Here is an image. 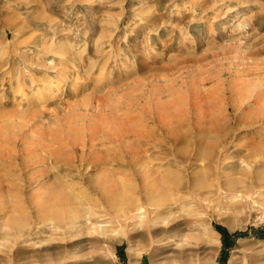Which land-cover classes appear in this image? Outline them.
I'll list each match as a JSON object with an SVG mask.
<instances>
[{
    "label": "rangeland",
    "instance_id": "374dc122",
    "mask_svg": "<svg viewBox=\"0 0 264 264\" xmlns=\"http://www.w3.org/2000/svg\"><path fill=\"white\" fill-rule=\"evenodd\" d=\"M241 55L254 63L235 60ZM239 64L247 66L240 76ZM239 77L264 81V0H0V174L26 177V168L34 166L27 154L62 141L51 148L59 149L60 162L48 159L37 165L48 170V181L60 179L56 184L75 192L78 209L100 207L102 198L93 185L96 171L64 161L97 156L101 140L91 148L87 132L100 130L104 119L119 109L130 124L127 138L133 136L132 121L149 130L140 142L141 157L156 158L149 161L150 169L173 175L180 182L173 193L183 196L171 208L174 217L167 226L148 234L143 221L127 228L128 239L119 233L123 225L110 220L105 223L116 232L112 239L90 235L86 225L82 234L41 233L17 241V223L33 221L29 208L24 204L23 210L0 212V264H264V193L253 196L254 204L247 200L234 206L229 194L201 203L192 190L197 179L219 180L222 165L233 178L254 177L244 174L242 162L249 149L264 146V106H250L254 114L244 113L248 107L242 106L234 118L231 87ZM219 83L231 126L217 111L220 98L209 91ZM196 86L202 92L195 115L191 94ZM201 99L208 101L205 107ZM95 107H100L96 113ZM65 128L80 133L70 134L72 140L57 138ZM5 141L10 155L1 148ZM121 145L123 150L132 146L126 141ZM117 147L100 146L99 151L112 156ZM216 154L217 160L212 159ZM263 166V159L255 164ZM107 167L113 173L133 169L128 163ZM14 182L2 180L0 189L6 191ZM159 211L165 215L168 210ZM7 226L13 229L6 231ZM38 239L44 243H35Z\"/></svg>",
    "mask_w": 264,
    "mask_h": 264
},
{
    "label": "bare ground",
    "instance_id": "6f19581e",
    "mask_svg": "<svg viewBox=\"0 0 264 264\" xmlns=\"http://www.w3.org/2000/svg\"><path fill=\"white\" fill-rule=\"evenodd\" d=\"M226 8H224V9H226ZM244 18H241V19H244ZM110 24L111 23H109V25ZM237 26H238V24H237ZM100 37H102V36H100ZM97 39H99V38H97ZM99 41L101 42V40H99ZM57 43H59V42H57ZM240 43H241V41H240ZM60 44H61V42L59 43V45ZM241 44H243V43H241ZM95 45H96V43H95ZM99 45H101V44H99ZM50 48H51V46H50ZM59 48H60V46H59ZM63 48H65V47H63ZM60 51H61V49H60ZM64 51H65V53H67L66 50H64ZM56 53H57V51H56ZM56 55L59 58H62L64 54L60 52V53H57ZM235 60H242V61L246 62L247 66L250 64L252 65L254 63V62H252L253 59H250V57L244 56V55L239 56V58H236ZM48 65H49V63H48ZM238 66H239V68L236 71V73L240 76V73H242L247 66H244L242 64H239ZM77 79H79V78H77ZM79 81H82V80H79ZM247 81L242 80L239 77L237 79L236 84L231 87L232 88L231 94L233 96H235V98H236V101L235 100L230 101L231 105H232L231 110L235 111L233 113L234 118H235V116L239 117L238 115L241 113V109L243 107H248L247 111L244 113L254 114V111L252 108L261 109L264 106V81H262V80L252 81V82H247ZM199 89H200V87L196 86L193 89L194 91L191 90L192 91V94H191L192 100L194 101L193 102V110H194L195 115H196V111H197L196 106H195L196 102H197V97L202 92ZM222 89H223L222 83H219L218 85L212 86L209 89V91L211 92L212 97H219L220 98L221 104L218 106L217 111H220L222 113V114H220L221 120H222V122H224L227 125V124H229V122H231L232 119H231L230 114H229L230 107H228L226 105V103L228 101L225 102L226 101L224 99L225 94L222 93V91H223ZM45 91H47V90H45ZM46 94H48V93H46ZM50 95H51V93H50ZM27 98L28 97H26L25 99H27ZM185 100H187V99H185ZM207 102L203 99L199 100V104L202 107H205ZM178 104L179 103H177L176 105H178ZM250 106H252V108ZM99 109H100V107L99 108L95 107L93 111L96 113ZM187 109H189V106L188 107L186 106L185 110H187ZM127 120L128 119H127L126 112L120 111L118 109V111L117 112L115 111L111 117L104 119L101 129L97 130V132H99L100 135H98V133L93 129L92 130L89 129L87 132L90 135L89 140H90L91 144H89V145H91V148H95V144L97 146L98 143L96 140H99V139L101 140V143H99L100 145H99L96 153L94 152L95 154H97V156H94V155L91 156L90 155L89 157H86V159H83L80 157L81 158L80 161L79 160L77 161L74 158V160H75V161L73 160L74 163L70 162L69 160L64 161V164L74 165L77 168L85 166V170L88 172L96 171L97 174L94 176L95 179L93 181V185L96 188V190L99 192L100 197L102 198L100 201V202H102V205L99 207V205L97 204L98 208L89 207V208H86L84 210L78 209L75 206V201L77 200V196L75 195V192L73 194L70 190H68V188H69L68 186H63V183H62V185L56 184L60 179H58V181H56V182H50L51 179L48 181L47 180L48 170L44 169L43 166L40 167L37 165L39 163H43L44 161H46L48 159H53L55 162L56 161L60 162L57 159L60 155L59 149L57 148V151H55L54 149H51V148L53 147L52 145L55 146L56 143L60 147L61 146L60 143L62 141L56 142V143H53L50 145H47L48 143L42 144L40 147L41 148L40 152L38 151V153H37V152L32 150L29 154H27L28 159H30V161H33L32 165H34V166H32V168H31L30 167L31 165H29L30 168L29 169L26 168L28 170L26 177L23 178L22 175L21 176L18 175L16 177V175L14 174L15 177L13 178L12 176H9V175L0 174V182L2 180L3 181L5 180L6 182L9 181V183H12L13 181H15L13 183V185H11L12 187H10V188L7 187L8 190L2 191L0 189V212H5V211L8 212L10 209H13V208H15V209L16 208H20V209L22 208L21 210H23V208H24L23 205L26 204V206L29 208L31 215L33 217V221L30 223L29 222L26 223L27 221L25 222V220H24V223H20L21 221H23V220H21L19 222L20 224L17 223V226L14 229L10 228V227H12V225H8L10 227L7 226L6 231L13 229L15 231V235H16L15 240L20 239V238L22 239V236H26L30 240V239H34V237H32V235H34V234L39 235L41 233H45V234L49 233V235H53V236L61 233V234H65V235L69 236L72 234L73 231L77 230L78 234H82V233H84L82 231V228L85 227L86 225H88V227L87 226L86 227L88 228V233H91L90 235L97 233V234L101 235L102 238L109 237V239H112L110 237L113 235L115 237L116 232L114 229L108 228V224H106L105 222L113 220V221H116V223L118 222L119 224L123 225V227L120 229L122 231L118 230L119 233H122L121 238L128 239V237H127L128 236V232H127L128 229L127 228L130 229V227H133V226L134 227L135 226L140 227V225L143 223V221H146L148 223L146 225V227L148 228V231H147L148 234H152V230H154L158 226L163 227V228H164V226H167L174 217L173 213H172L173 211L171 208L176 204L177 200H179L180 198L181 199L183 198V196L180 195L181 193L179 195H175V193H173V188L178 187L180 182L177 179H171L172 178L171 176H173V175H170V174L165 175V176L157 175L154 170H153L154 172L151 170L152 168H151V166L149 167V161L151 159L156 160V158H148L147 156L142 158L141 155L143 153L142 152L143 149L142 150L140 149V142L143 139H147L149 130H144V128H140L138 121H132L133 124H135L134 125L135 129L132 132V134H133L132 138L129 139V138H127V126L130 124H129V122H127ZM25 121H26L25 119H20V123H24ZM94 122H95V120H94ZM242 126H247V124H243ZM14 127L17 128L16 126H14ZM164 127H166V126H164ZM166 128H168V127H166ZM169 128H170V126H169ZM219 128H222V127L220 126ZM247 128H249V127H247ZM74 130H75V128L62 129L61 130L62 135L56 131V133H58L57 138L65 136L64 139L67 138L69 140H72V138L69 137L70 134L75 133V132L80 133V130L78 132H77V130H75V131ZM167 131H168V129H167ZM32 135H33V133H32ZM34 135L38 136V137L41 136V135L39 136L36 134H34ZM168 135H170V134H168ZM111 136H113V139L111 138ZM49 138H50V136H49ZM171 138H173V137H171ZM175 138H177V137L175 136ZM14 139H15V137H12V138L10 137L9 141L14 140ZM47 139H48V137H47ZM83 141H84V139H83ZM123 141H126V143L130 142L132 144V146L127 145L128 149L123 150V147L121 145L123 143ZM13 142H15V141H13ZM147 142H148V140H147ZM8 143L9 142L5 141V143L1 145V148L5 151V153L7 155H10L11 149L8 146ZM40 143H42V142H40ZM43 143H45V142L43 141ZM32 145H34V144H32ZM82 145H83V142H82ZM257 145L258 144H256V146ZM100 146L105 147V149L111 148L114 146H116V147L121 146L122 149H120L121 147H119V149L117 147V149H116L117 152L112 155V156H114V158H113L112 156L109 155V153L108 154L103 153V155L101 156V153L99 151ZM81 148H83V147H81ZM249 148H251V146ZM88 149H90V148H88ZM221 149H223L224 151L227 150L226 143H223V145L221 146ZM84 150H85V148H84ZM81 151H82V149H81ZM82 153H83V151H82ZM215 156L214 157L212 156V159L216 158L215 160H217L218 155L216 154ZM245 157H247L246 158L247 160L242 162L243 163L242 167H243L245 175H249V174L254 175V177L251 181L231 177L230 176L231 171L225 169L226 167H224V165H222L220 168L222 170H220V172H219V174H220L219 180H217L215 182H211V181L206 180V178H202V179H197L194 181V183H192V190H196L195 191V195H196L195 199L197 200V202L199 201L201 203H209L213 197L214 198H220L221 200H223V198H227V196H228L227 194H229L231 196L228 197V201L233 203L234 206L235 205L239 206L240 204H242L243 202H246L247 200H251L252 204H254L255 201H253V199H254L253 196L256 194L264 193V166L258 167V168L255 167L256 163L260 162L262 159L264 160V146L261 144L255 148H252L251 150L249 149V153L246 154ZM227 158H228V155L225 152L224 160H226ZM55 159H57V160H55ZM30 161H29V163H30ZM110 163H116V164L128 163L129 165H132L133 169L130 172H127L126 169H123L122 171L120 170V172H114L113 173L107 167L108 164H110ZM54 166H56V165L54 164ZM49 167H51V166H49ZM111 167H113V166H111ZM26 169H25V171H26ZM118 169H120V168H118ZM127 170H131V168L127 169ZM9 172H10V168H9ZM20 172H21V170H20ZM59 176H57V177H59ZM116 176L121 178V182H119L117 180ZM57 177H55V178H57ZM137 177L139 178V182H137L138 180L137 181L135 180V179H137ZM167 179H171V180H167ZM63 181H65V180H63ZM2 183H5V182H2ZM4 185H6V184H4ZM72 187H73V185H72ZM76 188H77V186H76ZM78 189H81V188H78ZM78 189H76V190L78 191ZM211 203H212V201H211ZM161 208L162 209L165 208L168 210L165 213V215L164 214L161 215V213L159 211V210H161ZM17 210H18V212H22L21 210L19 211V209H17ZM96 236H98V235H96ZM153 236H150V238L152 239ZM52 237L50 236L49 238H52ZM116 238H117V236H116ZM23 240H25V239H23ZM17 241H19V240H17ZM38 242H43V239H38V241L35 243H38ZM47 242H49V241H47ZM103 242H105V241H103ZM2 243H4V242H2ZM28 243H31V242H28ZM33 243L34 242H32V244ZM34 245H36V244H34ZM37 245H39V244H37ZM3 247H6V245ZM76 255H77V253L75 252L73 254L66 255L65 258H72ZM60 260L63 261L64 258L58 259V261H60ZM53 262L54 261H49V263H45V264H52ZM32 264H36V263H32Z\"/></svg>",
    "mask_w": 264,
    "mask_h": 264
},
{
    "label": "trees",
    "instance_id": "16d2710c",
    "mask_svg": "<svg viewBox=\"0 0 264 264\" xmlns=\"http://www.w3.org/2000/svg\"><path fill=\"white\" fill-rule=\"evenodd\" d=\"M220 232H221V235L224 236L225 231H221V230H220Z\"/></svg>",
    "mask_w": 264,
    "mask_h": 264
}]
</instances>
